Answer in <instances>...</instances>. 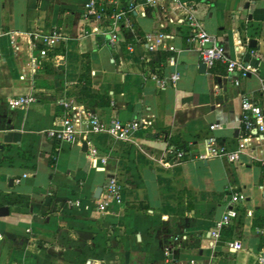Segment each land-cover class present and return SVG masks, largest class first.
I'll return each mask as SVG.
<instances>
[{"label": "crops", "instance_id": "crops-1", "mask_svg": "<svg viewBox=\"0 0 264 264\" xmlns=\"http://www.w3.org/2000/svg\"><path fill=\"white\" fill-rule=\"evenodd\" d=\"M87 1L0 0V208H6L0 215V263L258 264L264 255L260 164L246 154L237 162L189 155L171 167L158 159L166 142L175 145L171 139L180 145L194 141L196 152L213 135L233 148L242 132V93L264 111V0H184L227 56L252 65L239 85L220 62L199 71V55L186 41L187 23H165L164 31L173 35L166 42L175 50L149 53L135 35L159 29L161 13L146 7L144 15L127 16L131 30L123 29L125 41L111 46L102 33L105 23L83 18ZM182 11L167 8L171 17ZM53 28L64 39L32 72L29 56L37 50L29 33ZM164 52L172 59L157 55ZM174 72L179 78L172 83ZM152 74L167 85L159 86ZM21 94L36 101L9 107L8 100ZM66 112L78 129L73 142L46 135ZM89 112L105 122L152 118L153 125L129 140L106 133L82 140ZM212 124L218 126L211 130ZM111 176L123 187L122 203L100 212L94 194L99 187L103 193ZM234 191L244 197L232 205L237 216L209 247L210 230ZM234 241L242 248L228 247Z\"/></svg>", "mask_w": 264, "mask_h": 264}, {"label": "built area", "instance_id": "built-area-1", "mask_svg": "<svg viewBox=\"0 0 264 264\" xmlns=\"http://www.w3.org/2000/svg\"><path fill=\"white\" fill-rule=\"evenodd\" d=\"M119 5V0H107L106 2L88 0L84 4L83 9L84 19L95 22L97 25L105 23L106 26L102 33L106 34L107 41L111 46L119 41H125L123 29L131 30L127 22V16L129 14L138 12L144 15L146 7L157 8L161 13L159 29L147 32L141 36L135 35L141 40L140 42L147 52L151 53L160 49L167 51L175 50L173 45L166 42L173 35L164 31L165 23H187L189 31L186 35V41L197 51L200 61L206 66V70L212 69L216 63L220 62L225 65L226 73L233 76L236 85H239L240 80L248 77L254 70L252 65L246 63L244 60L227 56L224 46L215 36L204 30L201 23L196 20L192 8L184 0H128L124 7H120ZM109 6L113 7L111 11L109 10ZM167 8L183 10L182 16L171 17L167 12ZM29 35L34 40L32 42L33 49L37 50V55L31 54L29 56L31 71L34 72L40 65V60L45 58L47 52L64 39V35L57 28L50 29L47 32L31 31ZM127 46L129 50L133 48L130 43ZM3 58L2 51L0 50V61ZM151 78L159 86L163 87L167 85L165 80L158 78L155 74H152ZM178 78V72H174L170 76L172 83H175ZM260 90L264 94V77L261 80ZM34 101H36V97L33 95L21 94L9 99L8 106L11 108L24 107ZM63 104L67 108L70 107L69 102H64ZM240 105V125L242 132L237 137L233 148L228 143L219 142L213 135L207 136L203 150L196 152L193 150L195 142L192 140L186 141L179 146L166 142L163 148V155L158 159V162L163 167H171L183 161L189 155L192 159L206 160L219 157L226 158L230 162H237L240 160L241 155L246 154L251 161H257L260 164L264 178V111L245 93L241 95ZM56 123L60 127H56ZM88 125V130L82 133V140H87L88 133H106L116 139L129 140L136 131L151 128L153 120L152 118L139 117L128 121L114 119L110 122H105L95 113L89 112ZM217 126V124H212L209 128L213 130ZM77 133L78 129L75 118L70 112H66L62 118L56 120L54 125L46 131L48 137L60 142L76 141ZM78 142L80 143L81 141L79 140ZM95 152V148L89 149L91 163L94 167L97 166L96 157L94 156ZM101 161L104 162V159H101ZM19 181L20 178L16 179V182ZM122 188L117 177H109L103 187V193L96 199L97 210L100 212H108L113 210L114 206L120 205L122 203ZM243 198V195L238 191H234L230 195L227 209L210 230L209 247H214L220 237L221 229L229 225L231 220L237 216V211L232 206L233 203ZM79 203L78 200L74 201L75 205H79ZM262 233L264 235V231ZM174 239L177 240L178 237H174ZM227 245L235 250L242 248L241 243L236 241L228 242ZM164 255L166 257L170 255L169 247L164 248ZM258 264H264V255L258 256Z\"/></svg>", "mask_w": 264, "mask_h": 264}, {"label": "trees", "instance_id": "trees-1", "mask_svg": "<svg viewBox=\"0 0 264 264\" xmlns=\"http://www.w3.org/2000/svg\"><path fill=\"white\" fill-rule=\"evenodd\" d=\"M101 1V0H98ZM128 0H119L120 3V7H124L127 4ZM113 9L112 6H109V10L111 11ZM157 55L162 59V60H166L167 58H171L172 54L171 52H164V53H157ZM84 81L86 82V84H89V78L87 76H84ZM172 143H175V145L179 146L180 142L179 140H174L171 139Z\"/></svg>", "mask_w": 264, "mask_h": 264}, {"label": "water", "instance_id": "water-1", "mask_svg": "<svg viewBox=\"0 0 264 264\" xmlns=\"http://www.w3.org/2000/svg\"><path fill=\"white\" fill-rule=\"evenodd\" d=\"M254 44H255V40L251 39L250 40V45H254ZM198 69H199L200 72L205 73V71H206L205 64L203 62H200L199 65H198ZM86 149H87V145H86V141H84L82 143V150L86 151ZM101 191H102V187H99L96 190V192L94 194V197L98 198L100 196ZM2 210H6V208L5 207H1L0 208V215L2 214Z\"/></svg>", "mask_w": 264, "mask_h": 264}]
</instances>
